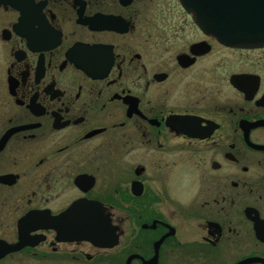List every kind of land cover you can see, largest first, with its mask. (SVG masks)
<instances>
[{
	"label": "flooded vegetation",
	"instance_id": "obj_1",
	"mask_svg": "<svg viewBox=\"0 0 264 264\" xmlns=\"http://www.w3.org/2000/svg\"><path fill=\"white\" fill-rule=\"evenodd\" d=\"M155 1L0 0V264H264V46Z\"/></svg>",
	"mask_w": 264,
	"mask_h": 264
},
{
	"label": "water",
	"instance_id": "obj_2",
	"mask_svg": "<svg viewBox=\"0 0 264 264\" xmlns=\"http://www.w3.org/2000/svg\"><path fill=\"white\" fill-rule=\"evenodd\" d=\"M208 35L230 46H264V0H180Z\"/></svg>",
	"mask_w": 264,
	"mask_h": 264
},
{
	"label": "rangeland",
	"instance_id": "obj_3",
	"mask_svg": "<svg viewBox=\"0 0 264 264\" xmlns=\"http://www.w3.org/2000/svg\"><path fill=\"white\" fill-rule=\"evenodd\" d=\"M176 1V0H175ZM155 3L156 4H163V5H165V8H168V7H170V8H172L173 10H175L176 12H177V17H180L181 16V18L182 19H184V14L183 13H181V11H180V6L178 5V3L176 2H174L173 0H156L155 1ZM179 6V7H178ZM157 6H155L154 8H156ZM186 18V17H185ZM187 20V21H186ZM185 21H186V23L188 24V25H191L192 23L186 18L185 19Z\"/></svg>",
	"mask_w": 264,
	"mask_h": 264
}]
</instances>
